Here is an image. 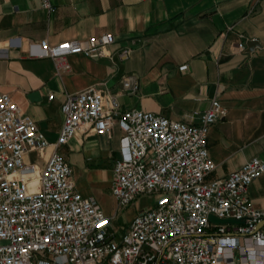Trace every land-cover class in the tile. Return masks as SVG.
<instances>
[{"label":"built area","instance_id":"built-area-1","mask_svg":"<svg viewBox=\"0 0 264 264\" xmlns=\"http://www.w3.org/2000/svg\"><path fill=\"white\" fill-rule=\"evenodd\" d=\"M40 4L51 7L49 0ZM113 42L111 33L56 43L29 40L27 56L50 58L60 76L70 69L69 55L110 57ZM132 44L120 49L121 58L129 56ZM11 46H20L19 37L7 40L6 47ZM0 56H7L4 48ZM121 84L130 93L139 89L132 75H124ZM61 113L51 142L12 96L0 91V264H235L236 249H242L241 264H264V223L256 228L264 208L254 206L248 195L264 161L252 156L225 177L207 179L216 167L207 134L227 114L218 98L211 99L197 123H189L123 109L116 95L106 97L91 87L68 93ZM115 124L123 152L112 166L114 211L107 215L93 197L77 190L59 148L76 132L109 133ZM141 194H153L155 205L137 211L124 227H114ZM211 215L237 222H214Z\"/></svg>","mask_w":264,"mask_h":264},{"label":"crops","instance_id":"crops-1","mask_svg":"<svg viewBox=\"0 0 264 264\" xmlns=\"http://www.w3.org/2000/svg\"><path fill=\"white\" fill-rule=\"evenodd\" d=\"M49 1L45 9L40 0H0V50L7 53L0 56V91L12 96L49 141L60 130L68 93L93 87L106 97L116 95L123 109L189 123H197L216 97L227 114L207 134V151L216 163L207 179L225 177L252 156L264 161V0ZM104 33L114 36L110 57L71 54L70 69L60 76L50 58L27 56L29 40L56 43ZM11 37H19L20 46L6 47ZM249 40L257 42L251 50ZM132 42L129 56L121 58L120 49ZM183 64L187 68L180 70ZM124 75L138 81L136 93L122 87ZM34 91L45 99H30ZM59 152L83 196L100 205L102 189L111 195L112 166L123 152L117 124L109 133L76 132ZM248 195L264 208V172ZM232 261H244L242 249L232 252Z\"/></svg>","mask_w":264,"mask_h":264},{"label":"rangeland","instance_id":"rangeland-1","mask_svg":"<svg viewBox=\"0 0 264 264\" xmlns=\"http://www.w3.org/2000/svg\"><path fill=\"white\" fill-rule=\"evenodd\" d=\"M32 159L35 158L34 154L30 155ZM99 202L102 209L106 213H112L114 211V199L109 194L108 190L102 189L99 193ZM155 205V196L153 194H141L135 198L116 218L112 223L114 227H124L132 216L141 209H146Z\"/></svg>","mask_w":264,"mask_h":264},{"label":"water","instance_id":"water-1","mask_svg":"<svg viewBox=\"0 0 264 264\" xmlns=\"http://www.w3.org/2000/svg\"><path fill=\"white\" fill-rule=\"evenodd\" d=\"M257 44V42L255 40H249L247 41V46L249 47V50H251V48H253V46H255ZM29 98L32 100H40V99H45V97H41L40 93L38 91H34L32 93L29 94ZM210 220L214 221V222H227V221H231V222H237L236 220L233 219H220L217 218L213 215L210 216ZM264 223V219L261 220L260 222L257 223L256 228H259L262 224Z\"/></svg>","mask_w":264,"mask_h":264}]
</instances>
